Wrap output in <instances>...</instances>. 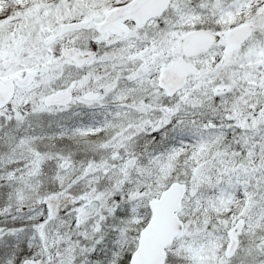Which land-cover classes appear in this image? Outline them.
I'll return each instance as SVG.
<instances>
[{"label": "snow or ice", "instance_id": "obj_1", "mask_svg": "<svg viewBox=\"0 0 264 264\" xmlns=\"http://www.w3.org/2000/svg\"><path fill=\"white\" fill-rule=\"evenodd\" d=\"M0 264H264V0H0Z\"/></svg>", "mask_w": 264, "mask_h": 264}]
</instances>
